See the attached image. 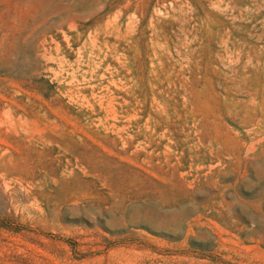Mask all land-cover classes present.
Instances as JSON below:
<instances>
[{
	"label": "rangeland",
	"instance_id": "rangeland-1",
	"mask_svg": "<svg viewBox=\"0 0 264 264\" xmlns=\"http://www.w3.org/2000/svg\"><path fill=\"white\" fill-rule=\"evenodd\" d=\"M0 264H264V0H0Z\"/></svg>",
	"mask_w": 264,
	"mask_h": 264
}]
</instances>
